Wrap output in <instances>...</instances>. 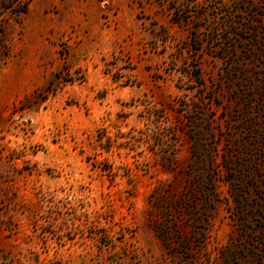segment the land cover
I'll list each match as a JSON object with an SVG mask.
<instances>
[{
  "label": "rangeland",
  "instance_id": "1",
  "mask_svg": "<svg viewBox=\"0 0 264 264\" xmlns=\"http://www.w3.org/2000/svg\"><path fill=\"white\" fill-rule=\"evenodd\" d=\"M0 264H264V0H0Z\"/></svg>",
  "mask_w": 264,
  "mask_h": 264
}]
</instances>
